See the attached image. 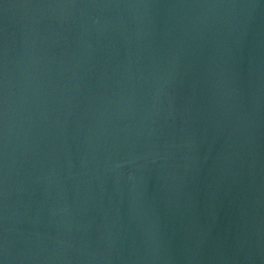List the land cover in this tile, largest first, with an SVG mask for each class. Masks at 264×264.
I'll use <instances>...</instances> for the list:
<instances>
[{"label":"water","instance_id":"1","mask_svg":"<svg viewBox=\"0 0 264 264\" xmlns=\"http://www.w3.org/2000/svg\"><path fill=\"white\" fill-rule=\"evenodd\" d=\"M0 264H264V0H0Z\"/></svg>","mask_w":264,"mask_h":264}]
</instances>
